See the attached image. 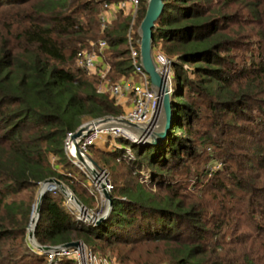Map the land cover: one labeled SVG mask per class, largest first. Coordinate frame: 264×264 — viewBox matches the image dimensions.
Returning a JSON list of instances; mask_svg holds the SVG:
<instances>
[{"label": "trees", "instance_id": "1", "mask_svg": "<svg viewBox=\"0 0 264 264\" xmlns=\"http://www.w3.org/2000/svg\"><path fill=\"white\" fill-rule=\"evenodd\" d=\"M104 1L0 0V264H48L27 240L45 179L62 180L97 209L64 144L82 123L122 113L97 91L99 75L74 64L77 50L105 38L109 79L134 74L130 16L118 10L101 31ZM146 1L133 24L138 49ZM163 2L152 31L153 50L170 58L176 77L166 140L91 144L102 168L113 172L116 159L134 176L111 173L112 207L99 224L78 218L58 187L47 189L34 237L80 240L120 264H264V0Z\"/></svg>", "mask_w": 264, "mask_h": 264}, {"label": "built area", "instance_id": "2", "mask_svg": "<svg viewBox=\"0 0 264 264\" xmlns=\"http://www.w3.org/2000/svg\"><path fill=\"white\" fill-rule=\"evenodd\" d=\"M141 0H111L104 1L102 9L99 15L100 30L103 31L111 23L118 10H123L130 16L129 28L127 31V40L130 50V58L133 66V73L138 77L130 86L131 91V105L124 112L119 115L125 119L133 122H148L153 123L158 113V99L150 86V79L146 71L143 69L139 58V49L133 43V24L138 11V7ZM108 43L105 38H99L96 40L91 39L87 47L77 50L74 57V64L77 67H81L89 74H97L101 78V82L97 87L99 92H107L110 96L115 98L118 103L119 98L124 95V89L120 81H111L109 79L110 62L106 59V50ZM154 60L159 68V71L166 75L171 83L170 72L173 71L172 62L160 48L153 50ZM65 139V153L70 161L78 169L82 170L85 176V184L90 192L97 200V209L88 210L96 215L102 213L106 200L103 196L101 184L104 183L106 189H112V183L108 176V172L101 168L96 177H93L83 165L72 155L68 150L69 135ZM126 137L131 140H135L131 131L121 126H107L101 128H94L90 130L86 135L78 140L79 147L87 153V149L91 144H94L100 140L104 141L106 138ZM112 144V143H111ZM110 144V145H111ZM52 162L54 163L55 157L52 156ZM68 175L71 171L64 169ZM103 177V180H100ZM54 188V187H52ZM51 189V188H50ZM65 196V195H64ZM65 202L72 208V211L77 214L78 218L86 220L82 215L79 207L74 203L73 199L69 196H65ZM52 247L46 250H38L45 254L48 264H51L59 256H71L74 257L78 264H120L117 260L109 257L105 254L93 251L90 247L86 246L84 242H79L76 245L64 246L63 244L51 245Z\"/></svg>", "mask_w": 264, "mask_h": 264}, {"label": "water", "instance_id": "3", "mask_svg": "<svg viewBox=\"0 0 264 264\" xmlns=\"http://www.w3.org/2000/svg\"><path fill=\"white\" fill-rule=\"evenodd\" d=\"M163 0H147L145 12L137 27L139 34V58L143 69L149 76L150 86L155 92L158 99V113L153 123L133 122L125 119L120 115H108L100 118L88 120L79 125L69 135L68 150L72 157L77 159L83 167L93 177H96L102 168L88 153L84 152L78 145V140L86 135L94 128L107 126H121L132 132L136 141L144 144H157L166 140L168 131L174 123V108L172 106V84L166 75L159 71V68L153 57V31L155 21L162 12ZM52 187H58L65 196L73 199L74 203L79 207L81 215L92 222L99 224L105 219L112 207V197L105 184L102 183V192L106 200L105 207L101 214L96 215L88 210V208L77 198L73 191L60 179L49 177L39 185L36 204L31 215L30 224L27 231V240L32 247L38 250H46L52 246L49 244H40L34 237V228L39 216V206L44 192ZM80 240H72L63 243L64 246L76 245Z\"/></svg>", "mask_w": 264, "mask_h": 264}, {"label": "rangeland", "instance_id": "4", "mask_svg": "<svg viewBox=\"0 0 264 264\" xmlns=\"http://www.w3.org/2000/svg\"><path fill=\"white\" fill-rule=\"evenodd\" d=\"M116 18V16L113 18V19H115ZM113 21V20H112ZM111 21V22H112ZM96 39H99V38H96ZM96 39H93V40H96ZM107 54V53H106ZM170 76H171V84H172V87L173 88H175L176 87V77H175V72H174V70L173 71H171L170 72ZM173 99L174 100H177L178 98H177V96L174 94V96H173ZM127 110V109H126ZM125 110H123L122 109V112H124ZM112 142H114V138H106L104 141H102V140H100V141H98L97 143H96V145H98V146H101L102 148H107V150H109V149H112V146L110 145ZM107 143V144H106ZM112 161V163H113V166H114V168H112V170H113V172L111 171V169L109 168V167H105L106 169V171L108 172V176H109V178H110V176H111V178L110 179H112V174L111 173H113L114 174V176L115 177H117V180L118 181H125L127 178H132L133 176H134V174H133V172H130V173H127L128 171H129V169L128 168H126V166L124 165L125 163H122L121 161H118V160H111ZM212 163H211V167L213 168V167H217V166H219V163L218 162H216V161H211ZM111 171V172H110ZM110 172V173H109ZM129 174H130V176H129ZM81 176H82V181H84L85 182V179H84V177L85 176H83V173L81 174H78V178L80 179L81 178ZM119 177H121V180H119ZM67 185V184H66ZM68 186V185H67ZM69 187V186H68ZM98 207V206H97ZM93 209V208H92ZM30 244V243H29ZM31 245V244H30Z\"/></svg>", "mask_w": 264, "mask_h": 264}, {"label": "crops", "instance_id": "5", "mask_svg": "<svg viewBox=\"0 0 264 264\" xmlns=\"http://www.w3.org/2000/svg\"><path fill=\"white\" fill-rule=\"evenodd\" d=\"M138 77L135 74L129 73L127 76H120L118 81L121 82L123 89H124V95L119 98V104L121 105L123 110H126L131 105V91L130 86L131 84L136 81Z\"/></svg>", "mask_w": 264, "mask_h": 264}, {"label": "bare ground", "instance_id": "6", "mask_svg": "<svg viewBox=\"0 0 264 264\" xmlns=\"http://www.w3.org/2000/svg\"><path fill=\"white\" fill-rule=\"evenodd\" d=\"M100 180H103V177H100Z\"/></svg>", "mask_w": 264, "mask_h": 264}]
</instances>
